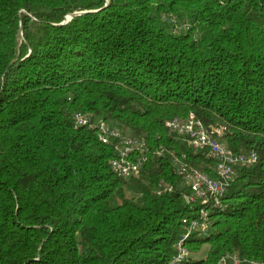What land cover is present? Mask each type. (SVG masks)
I'll return each instance as SVG.
<instances>
[{"label":"trees","instance_id":"trees-1","mask_svg":"<svg viewBox=\"0 0 264 264\" xmlns=\"http://www.w3.org/2000/svg\"><path fill=\"white\" fill-rule=\"evenodd\" d=\"M191 113L258 157L205 204L173 158L217 159L166 124ZM100 119L144 142L138 175ZM180 241L179 264L264 263V0H0V264H166Z\"/></svg>","mask_w":264,"mask_h":264},{"label":"built area","instance_id":"built-area-1","mask_svg":"<svg viewBox=\"0 0 264 264\" xmlns=\"http://www.w3.org/2000/svg\"><path fill=\"white\" fill-rule=\"evenodd\" d=\"M88 114H78L76 117L77 125L90 124ZM167 126L184 136L188 144L196 150L207 149L213 157L217 159L214 167L216 176L211 177L207 173L190 167L185 164L181 156L175 155L173 160L176 165V172L183 178L187 191L183 193V198L189 204L201 202L205 204L210 199H218L223 192L225 185L231 180L236 171L242 167L254 164L258 157L256 152L235 153L227 147L223 135L227 130L224 125L207 128L193 113L187 117H177L166 122ZM100 128V138L103 142H108L115 138L116 156L111 164L113 170L124 178H130L140 173L143 163L147 160L145 156L144 142L137 138L126 136L118 128L107 124L103 119L98 121ZM162 148V147H161ZM139 152V153H137ZM160 154V149L158 150ZM182 157H185L183 155ZM174 186L169 183H161L157 188L159 195L173 191ZM201 216H206V211L201 209ZM209 227L203 219H195L191 222V229L206 230ZM189 255L187 247L182 241L176 244V253L173 258L166 264H179ZM245 260L241 259L236 253L224 255L218 264H244ZM249 264H264L258 261H250Z\"/></svg>","mask_w":264,"mask_h":264},{"label":"rangeland","instance_id":"rangeland-1","mask_svg":"<svg viewBox=\"0 0 264 264\" xmlns=\"http://www.w3.org/2000/svg\"><path fill=\"white\" fill-rule=\"evenodd\" d=\"M209 247H210L209 244H205V245L203 246L202 251L199 252V253L196 255V257H198V258L206 257V255H207V253H208V250H209Z\"/></svg>","mask_w":264,"mask_h":264},{"label":"water","instance_id":"water-1","mask_svg":"<svg viewBox=\"0 0 264 264\" xmlns=\"http://www.w3.org/2000/svg\"><path fill=\"white\" fill-rule=\"evenodd\" d=\"M75 14H73V16H74Z\"/></svg>","mask_w":264,"mask_h":264}]
</instances>
